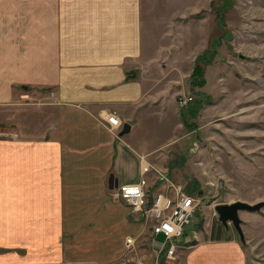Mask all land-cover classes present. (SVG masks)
<instances>
[{
    "label": "crops",
    "instance_id": "crops-1",
    "mask_svg": "<svg viewBox=\"0 0 264 264\" xmlns=\"http://www.w3.org/2000/svg\"><path fill=\"white\" fill-rule=\"evenodd\" d=\"M2 1L6 19L18 22L0 28V135L7 136L0 138V178L5 169L7 204L40 233L54 227L56 244L49 252L29 250L23 262L121 259L126 241L138 239L147 222L115 199L117 187L138 182L143 163L158 161L149 158L158 149L148 151L138 138L144 115H157L143 54L152 17L144 0ZM113 112L131 126L128 134L107 128ZM149 174V201L174 195ZM107 215L114 230L103 227ZM216 241L193 246L183 264H248L243 243Z\"/></svg>",
    "mask_w": 264,
    "mask_h": 264
},
{
    "label": "rangeland",
    "instance_id": "rangeland-1",
    "mask_svg": "<svg viewBox=\"0 0 264 264\" xmlns=\"http://www.w3.org/2000/svg\"><path fill=\"white\" fill-rule=\"evenodd\" d=\"M6 3H0V28L10 22L15 28L18 21L6 19ZM144 13L152 17L146 23L155 25L154 32L151 26L145 35L143 54L157 115H144L138 138L148 151L158 149L149 158L152 162L158 158L156 168L152 166L155 172L165 173L169 182L156 172L157 184L165 183L173 191L170 182L181 185L200 204L186 237L177 241L173 258L157 252L153 222L146 221L139 238L133 244L126 241L121 259L108 263L183 264L184 253L198 243L232 239L243 243L248 264H264L260 253L264 251V207L259 212H240L245 242L233 223H222L216 211L218 204L264 201V0H144ZM204 54L205 63L200 59ZM199 65L204 70L203 86L193 81ZM3 174L0 264L67 262L50 255L23 262L29 250L55 249L54 227L40 233L23 221L20 208L7 204L5 169ZM103 219V227L114 230L109 216ZM257 235L261 238L254 242ZM163 240L160 236L156 243ZM101 245L95 243L94 248ZM200 251L207 260V251Z\"/></svg>",
    "mask_w": 264,
    "mask_h": 264
},
{
    "label": "built area",
    "instance_id": "built-area-1",
    "mask_svg": "<svg viewBox=\"0 0 264 264\" xmlns=\"http://www.w3.org/2000/svg\"><path fill=\"white\" fill-rule=\"evenodd\" d=\"M184 104L185 101H181L182 107ZM105 122L107 128L116 135L123 129V123L115 112L109 113L105 117ZM152 171H155V168L150 163L144 162L139 181L117 187L116 195L127 203L133 212L140 213L146 221L153 222L152 235L154 246L158 248L157 252L165 253L173 258L178 251L177 241L186 237L187 229L200 203L198 197L189 195L183 186H175L171 182L169 185L175 189L173 196L159 193L153 201H149V183L146 176ZM156 172L162 181L169 182L165 173ZM160 236L164 240L156 243ZM133 242L134 239H128V244H133Z\"/></svg>",
    "mask_w": 264,
    "mask_h": 264
},
{
    "label": "water",
    "instance_id": "water-1",
    "mask_svg": "<svg viewBox=\"0 0 264 264\" xmlns=\"http://www.w3.org/2000/svg\"><path fill=\"white\" fill-rule=\"evenodd\" d=\"M241 58H244L243 55H240ZM133 77H136V72H133ZM131 131V126L126 123L123 125V129L121 131V136L128 134ZM116 180L113 176L110 178V187L111 189L115 187ZM264 207V201L256 204H250L248 202L237 201L232 204H218L216 206V211L219 214L220 221L224 224H228L230 222L233 223L235 228L237 229L242 242H245L244 233L242 230V219L240 217V212H259Z\"/></svg>",
    "mask_w": 264,
    "mask_h": 264
},
{
    "label": "trees",
    "instance_id": "trees-1",
    "mask_svg": "<svg viewBox=\"0 0 264 264\" xmlns=\"http://www.w3.org/2000/svg\"><path fill=\"white\" fill-rule=\"evenodd\" d=\"M205 54L202 55V57H200V59L205 63L206 59H205ZM204 70L203 68L199 65L197 68H195L194 74H193V81L200 85L203 86L205 84V79L203 76ZM184 108V106H183Z\"/></svg>",
    "mask_w": 264,
    "mask_h": 264
}]
</instances>
